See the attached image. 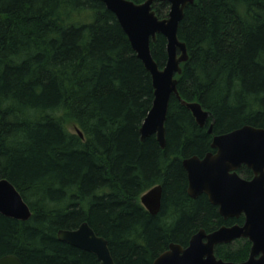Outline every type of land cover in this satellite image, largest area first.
Masks as SVG:
<instances>
[{"label": "trees", "instance_id": "trees-1", "mask_svg": "<svg viewBox=\"0 0 264 264\" xmlns=\"http://www.w3.org/2000/svg\"><path fill=\"white\" fill-rule=\"evenodd\" d=\"M151 8L163 18L169 4L153 0ZM177 37L188 54L174 75L178 94L209 114L200 126L171 94L161 147L139 133L154 97L150 73L101 0H0V177L31 210L26 220L0 213V257L97 264L92 252L57 238L85 221L116 264H151L200 228L242 223L243 215L223 218L204 193L188 195L181 161L213 152L214 134L264 128V0H193ZM150 51L162 67L164 35ZM237 172L252 176L245 165ZM155 184L161 206L151 214L139 198ZM249 248L240 237L214 253L241 261Z\"/></svg>", "mask_w": 264, "mask_h": 264}, {"label": "water", "instance_id": "water-1", "mask_svg": "<svg viewBox=\"0 0 264 264\" xmlns=\"http://www.w3.org/2000/svg\"><path fill=\"white\" fill-rule=\"evenodd\" d=\"M101 1L114 13L131 47L151 76L154 97L140 125V139L154 134L159 145L164 147V122L171 94L190 110L195 121L202 126L208 111L198 101L180 98L174 76L181 72L180 63L188 57L185 43L177 37L178 23L183 17L184 7L193 0H162L169 4L167 16L163 18H159L151 8L153 0ZM158 33L166 38V60L162 67L158 66L150 51V42L155 40ZM211 127L212 124H209V133ZM210 146L213 152L209 151L202 157L192 155L182 159L187 176L186 191L192 198L204 193L209 202L217 206L223 218L243 215V221L240 224H223L209 232L200 228L190 236L186 246L169 243L151 264H264V128L243 124L214 134ZM241 165L251 169L250 178H244L237 172ZM161 196L162 187L155 184L139 199L148 212L155 214L160 209ZM0 213L18 220H26L31 215L19 191L3 177H0ZM240 237L250 241L246 259L233 261L216 257V244L228 243ZM57 238L92 252L97 264H116L107 240L96 234L85 221L74 228L58 229ZM0 264L22 263L15 254L10 253L0 257Z\"/></svg>", "mask_w": 264, "mask_h": 264}]
</instances>
